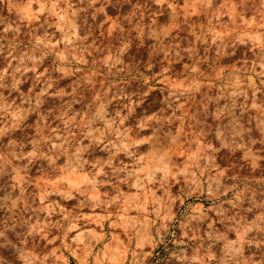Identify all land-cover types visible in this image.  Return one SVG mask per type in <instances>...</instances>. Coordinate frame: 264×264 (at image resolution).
<instances>
[{
	"label": "rangeland",
	"instance_id": "rangeland-1",
	"mask_svg": "<svg viewBox=\"0 0 264 264\" xmlns=\"http://www.w3.org/2000/svg\"><path fill=\"white\" fill-rule=\"evenodd\" d=\"M0 264H264V0H0Z\"/></svg>",
	"mask_w": 264,
	"mask_h": 264
},
{
	"label": "bare ground",
	"instance_id": "bare-ground-1",
	"mask_svg": "<svg viewBox=\"0 0 264 264\" xmlns=\"http://www.w3.org/2000/svg\"><path fill=\"white\" fill-rule=\"evenodd\" d=\"M143 240V239H142Z\"/></svg>",
	"mask_w": 264,
	"mask_h": 264
}]
</instances>
